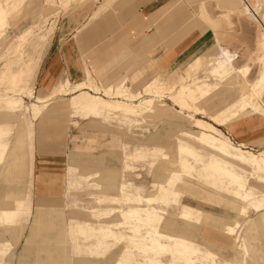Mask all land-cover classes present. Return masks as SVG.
<instances>
[{
  "label": "rangeland",
  "instance_id": "374dc122",
  "mask_svg": "<svg viewBox=\"0 0 264 264\" xmlns=\"http://www.w3.org/2000/svg\"><path fill=\"white\" fill-rule=\"evenodd\" d=\"M108 1H110L108 7L102 8L100 12L92 15L97 7ZM179 1L177 10L169 17H164L155 29L160 37L182 24L191 13L192 5L195 6L187 0ZM229 1L231 0H217L216 3L215 0L204 1L207 11L205 8L204 10L207 16L219 20V24H222L221 27L206 30L211 32V45L199 50L181 65H172L169 68H165V65L163 69L156 70L161 75L160 82L175 73L184 79L182 86L185 88L179 94L172 92L159 98L166 107L155 113L158 117L153 116L154 112L152 111L147 115V122L129 116L122 117L121 111H133V108L129 106H125L119 112L109 108L108 114L103 116L99 114L100 117L96 118L92 113H80L78 111L73 113L68 99L76 94H70L64 96L63 101L60 100L61 97H54L50 101L49 109L62 107L61 114L55 118V122H46L39 129L38 121L32 119L31 105L37 98L54 95V92L64 84V80L70 82L67 78L60 79L49 89L42 88L43 86L38 82L41 61L48 52L54 35L56 36L55 42L63 40L67 42L63 48L68 49L69 52V45L71 44L69 38L72 29L75 30L79 27L78 32L75 30V41L77 37L82 40L81 38L88 33L92 35L88 39L92 48L103 47L105 40L102 38L121 25L119 16L123 9L128 6L129 0H91L90 3H84L80 0H70L67 3H64L63 0H0V93H3L9 86H15L21 90L15 98L21 99L22 103L15 108V111H10L11 107L0 104V109L4 111L0 110V155H3L0 161V169L1 165L2 169H8L9 162L12 161L10 157L16 158V163L13 162V168L8 171L9 173H6L5 179L12 177L16 185L15 190L19 192L16 193V198L8 201L7 204L18 209V201L24 200L25 203L20 211L7 221L9 224H0V243L3 245L0 246V264H24L22 260L18 259V256L22 250V241L27 233L33 212V203L39 199L64 204L65 220L68 226L67 242L71 254L70 263L85 264L83 259L86 256L87 243H83L82 238L75 232V227L79 224L91 223L86 212L98 206L89 195L96 193L95 185L78 178L76 172L77 169L88 166L89 163L86 159L90 157L102 158L106 168H120L122 164H130L136 168L143 167L145 172L140 171L142 179L136 180L132 174L124 176V181L137 182L138 185L143 186L142 190L139 191L143 196L147 195L149 189H154V176H161L159 178L161 182L167 179L163 173L165 168L184 172L185 175H188L186 170L171 162L174 159L179 157L188 159L196 172L193 174L195 178H197L195 175L198 172L208 166L210 167L209 162L213 159L207 142L215 144L217 142L210 136H203L202 133L226 138L231 144L229 150L233 153H238L241 150L248 153L243 155L246 158L250 157L249 154H251L258 160L264 159V143H262L263 145L257 143L258 146L245 145L236 142L228 133L229 129L245 124L247 118L253 117L248 108V90L258 83L264 66V52L259 46L257 25L244 15V6L239 0H234L239 12L224 16L225 8L222 5ZM254 1L249 0L251 3ZM262 12L264 13V2ZM210 32L206 34V37H210ZM214 39L219 41L226 57L230 58L233 67L238 69L239 73L228 72L224 75L214 71L213 62L205 57L212 47ZM196 56L200 58V68H188L181 72V69ZM154 57L152 55L145 57L140 61L142 64L144 63L142 66H137L139 60L135 61L134 66L137 67L133 69L138 71L144 66H152L154 62L151 61L156 60ZM129 63L131 64V62ZM128 68L127 64V67L123 69L125 73L122 76L111 79L101 75L99 81L103 84L117 82L130 74L132 69L128 70ZM95 73L97 75L102 74L96 71ZM140 79L141 82L144 81L143 78ZM74 83L76 82H70V84ZM31 88L32 94H29ZM246 92H248L246 97H243ZM255 92L257 95L251 96V99L260 111H264V84L256 88ZM146 94L147 96L140 99L136 104L141 103L143 105L145 100L153 99L156 96L153 93ZM169 97H173V99ZM244 99H247L246 102ZM104 100L111 101L114 99L105 97ZM199 107L203 108L204 115L197 114L195 109ZM231 113L235 117H231L232 115L231 118L224 117V115ZM85 114L87 115L85 116ZM71 115L72 118L69 117ZM152 116L153 118H151ZM255 117L264 118L262 116ZM70 121H74L75 124ZM253 121H258L257 123L264 125V119ZM202 122L209 123L216 131L205 132L201 125ZM72 136L76 138V141H69ZM179 139L184 140L185 144L189 142L190 146H193L192 152L176 151L175 147L178 146ZM46 145H54L49 150L61 149L65 156L64 187L59 193L33 190V155L35 151L44 152ZM156 146H161L160 149L162 150L157 151ZM108 148L115 149L113 151L123 149L124 154L114 153L115 158H112L114 156L106 155ZM80 151L82 152L78 153ZM83 153L88 155L85 156ZM79 155L81 157H78ZM162 161L163 163H161ZM214 171L225 172L215 167ZM235 171L241 176L237 179L247 187V191L251 190L252 193H256L257 190L264 193V173L254 172L247 168L242 171L236 168ZM211 172L209 171L207 175L199 178L207 179L205 177L209 176L212 182L218 186L219 180L213 177ZM230 173L225 172L224 174L230 176L232 175ZM7 185L0 179V197L6 194ZM223 185L226 184L223 183ZM232 190H235V186H232ZM109 192L112 195L115 194L113 191ZM198 193L201 194L202 192ZM169 197L170 200H176L178 203L165 210L167 217L174 223L173 229H186V233L194 237L202 253H211L214 256L213 260L216 264H230L236 255V247L241 242L230 237L232 241L228 243L220 234L213 232L210 228L206 230L199 225L185 228L180 216L176 218L181 212L180 206L182 204L192 205L193 208L204 213L210 208V214L213 216L225 217L232 222L238 220L241 225L238 235L241 237L240 239L246 240L249 264H264V231L248 234L247 219H237L238 217L232 211L224 215L215 206L187 198L181 194H175L172 191ZM101 206L104 207L101 209L111 207L109 205ZM154 208L160 210L159 205L154 206ZM159 215L165 217L163 214ZM256 215L253 211H249L248 218H253ZM116 216L118 217V214L114 215V217ZM93 226L95 227V224ZM129 235L123 234V236ZM250 236L251 239H249ZM113 259L114 255L104 263L112 264ZM161 261L163 264H170L168 258Z\"/></svg>",
  "mask_w": 264,
  "mask_h": 264
},
{
  "label": "crops",
  "instance_id": "0c3cea01",
  "mask_svg": "<svg viewBox=\"0 0 264 264\" xmlns=\"http://www.w3.org/2000/svg\"><path fill=\"white\" fill-rule=\"evenodd\" d=\"M63 1L64 3H67L70 0ZM80 1L90 3L91 0ZM187 1L190 4L195 5H192L191 13L176 29L166 32L162 37L155 32V29L163 21L164 17H169L177 10V5L180 2L179 0H129L128 6L123 9L122 14L119 16L121 25L111 33L105 34L102 38V40H105V46L103 47L99 46L95 49L92 48V46H90L92 44L88 40L92 35L88 33L81 38L82 40L77 37L76 43L75 33L78 32L79 27L75 29L76 32L72 29L69 38V41H71L69 52L68 49L63 48L67 42L64 40L60 42L57 41L58 43L55 42L54 38L56 36L54 35L51 41L52 44L41 61L42 63L38 71V82L43 86L42 88L46 89H49L57 83L58 80L64 78H67L70 82H76L70 84V82L64 80V84L58 88L59 92L55 94V97H61L60 100L62 101L64 96L76 94L68 99L73 113L75 111L80 113H92L94 118H96L100 117L99 114L102 116L108 114L109 108L116 109L119 112L125 106H129L133 108V111H121L120 115L122 117L125 118L126 116H129L147 122L146 118H148V116L145 108L147 101H152L154 106L153 116L158 117L155 113L166 107L164 102L159 99L162 96L156 95L153 99L150 98L145 100L143 105L141 103L136 104V102L147 96V94L144 93L143 88L145 85V79L142 76V70L144 68L138 71H135L137 69L133 68L138 65L142 66L144 63L142 64L140 61L145 57L152 55V57L155 56L154 58L156 60L151 61L152 63L154 62L152 66L146 67L153 70L154 75H160L159 72L156 71L157 69H163L165 65V68L177 64L181 65L190 57L194 56L199 50H203L211 45V32L206 30L208 28L222 26V24H219V20L211 19L207 16V13L205 12L206 8L204 6L205 0ZM216 1L217 0H215V3ZM239 1L243 4L242 0ZM109 5L110 1L102 3L100 7L96 8V11L92 15L97 14L102 8H106ZM223 6L225 8L223 11L224 16H228L230 13L239 12V10L236 9L237 5L234 0H231L228 3H223L222 7ZM208 32H210V37H206ZM217 41V39H214L212 47L205 56L206 58L219 51V44ZM198 58L199 56H196L193 60ZM137 60H139V62L137 63V66H134V63ZM129 62H131V64ZM127 64L129 67L128 70L132 69V71L130 74L119 79V81L108 82L106 84L99 81L101 75L103 77L107 76V78L110 77L111 79L116 76L124 75L125 71L123 69L127 67ZM85 65H87L86 67L90 77L96 81V91L91 89L88 85V81L85 79ZM185 66L181 69V72L185 69ZM95 71L102 74L97 75ZM138 72L139 74H137ZM174 75L175 73H172L166 78ZM140 78H143L144 81L141 82ZM81 84L83 86L79 87ZM184 89L185 88L182 85L176 86L172 91L166 92L165 94L168 95L172 92L179 94ZM105 97L114 100L107 101L104 100ZM169 98L173 99V97ZM52 99L54 98H52L51 95H48L42 98H37L36 101H34L35 103L39 100L41 103L45 102L48 104V110L45 111V114L43 112V114L35 119L39 123V129L43 127L46 122H55V118L59 117L56 115L50 120L48 115L49 112L56 111V107L49 109V105L51 104L50 101ZM65 100L67 99L65 98ZM17 102L19 105L22 104L21 99L19 98H17ZM195 110L198 115H204L202 107ZM200 110L201 112H199ZM61 111L62 107H59L60 114ZM86 115L87 114H85V116ZM85 116L82 117L85 118ZM153 116L151 118H153ZM69 117L72 118L73 116L71 115ZM231 117H235V115H232ZM255 119L264 118H247L245 124H240L229 129L228 133L236 142L245 145L255 146L257 143H264V125L263 123H257L258 121H253ZM70 122L75 124L74 121ZM201 125L205 132L210 130L216 131L207 122H202ZM26 133L28 132L26 131ZM202 135L206 137L210 136L217 142V144L207 142L211 149L213 159L209 162L210 167L218 168L220 171L224 170L227 173L231 172L230 174H232L227 176L224 174L225 172H219L224 179L222 185L225 183V179L232 178L238 181L237 178L240 175L237 174L235 170L236 168L240 171L245 169L243 165H247L248 163L242 160L241 157L246 158L243 155L248 153L242 152L241 150L238 153L231 152L229 150L231 144L226 138L214 137L210 135V133H202ZM75 139L76 138H73L72 136L69 141H76ZM53 146L54 145H46L44 152L39 153L38 151H35L33 155V190L59 193L64 187L65 156L61 149L55 148L54 150H49V148H53ZM160 147L161 146H156V150L161 151L162 149H160ZM192 147L193 146H190L189 142L185 144L184 140L179 139V144L175 149L176 151L183 150L184 152H192ZM113 150L115 149L108 148L106 155L112 157L114 156V153H118L119 155L124 154L122 151L123 149L117 151ZM81 152L82 151L78 153ZM249 155L250 157H254L251 154ZM78 157L81 156L79 155ZM248 157L246 159H248ZM2 158L3 155L1 154L0 161ZM112 158H115V156ZM86 161L89 163L87 164L88 166L86 168L81 167L77 169L76 176L95 185L96 193L89 195L98 207L86 212L89 215L88 219L91 223H85L83 225L79 224L75 227L77 235L82 238L83 243H87L86 256L83 259L85 264H105L104 262L108 261L113 255L114 259L112 264H118L122 254L126 251L127 241L132 239L148 243L153 228L162 235L168 237L176 236L186 240L188 243L190 242V248L188 249L189 260L202 259L205 260V263L216 264L215 260H213L214 256H212L211 253H202L196 244L194 237L187 234L186 229H173L175 227L174 223L169 217H167L165 211L166 209L171 208L172 205L178 204L176 203V200H170L169 195L171 194V191L193 200H202L201 197L195 196L193 192L177 191L179 186L178 183H174V181L169 179L170 172H173L180 178L189 180V183L196 187L205 186L202 179L199 178V172L197 173L198 175H195L197 178L194 177L193 174L196 172L188 159L179 157L171 161L186 170L188 175H185L184 172H177L170 168H165L163 173L166 175L167 179L161 182V180H159L161 176H154V189H149L146 196L141 195L139 192L142 190L143 186L138 185L137 182L124 181V176L127 174H132L136 180L142 179L140 171L145 172L143 167L136 168V166L130 164H122L120 168H106L102 158L94 156L86 159ZM161 163H163V161ZM10 170L11 169L7 168L2 169L1 165L0 179L4 181L5 184H8L5 188V190L7 189L6 194H3L0 197V224L3 225L9 224L7 221L13 218L14 215L17 214L16 212H19L20 208L25 204L24 200L18 201V209L12 208L7 204L8 201L16 198V193L19 192L15 190L16 185L14 184L12 177L5 179V176L7 175L6 173H9L8 171ZM254 170V172H264V159L258 160V158H256ZM212 184L215 188L220 187V181L218 186H216L215 182H212ZM158 185L161 187L159 188ZM242 185L244 189L247 190V187L244 184ZM206 188L207 186L205 189ZM223 188L225 190L226 186L223 185ZM214 190L215 189L212 191ZM109 191H113L115 194L112 195ZM154 193H157L159 197L166 199L168 204L164 205L161 202L151 201V197ZM219 194L221 195V198L226 201H229L231 198L240 199L244 196L241 190L233 191V194L230 190ZM254 196L256 198L264 197V193L256 190ZM33 204V212L27 228V233L22 241L23 247L19 253L18 259L22 260L24 264H72L70 263L71 254L69 243L67 242L68 226L65 220L64 204L62 202L51 200L44 201L40 199L34 201ZM128 204L130 205L126 207ZM141 204L144 205L142 206ZM101 205H109L111 207H108V209H101L104 208ZM157 205H159L160 210L154 208V206ZM212 206H215L221 211L217 204L214 203ZM180 207L181 212L176 218L180 216L182 219V225L185 228L199 225V227H204L206 230L210 228L213 232L215 231L217 234H220L228 243L232 241L230 237L241 242V244L236 247V255L233 257L230 264H235L234 261L236 258H248V250L245 252L246 240L244 238L240 239L241 237L238 235V230L241 228L240 223L233 225L232 221L226 220L217 226L212 220H209L208 224L203 216H200L199 212L193 208L192 205L186 206V204H182ZM244 207L246 208L245 214L239 216L238 219L243 218L248 220V234H255L257 231L263 232V228L261 227L264 222V209L255 210L253 207H247L245 203ZM209 209L206 210L207 213H211ZM249 211H253L257 215L253 218H248ZM115 214H118V217H114ZM159 214H163L165 217H161ZM93 224H95V227ZM125 233L130 235L123 236ZM249 239H251V236ZM0 246L3 245L0 243ZM196 248L200 252L196 253ZM202 254H208L210 258L205 259ZM167 258L168 261H170L169 256H165L164 258H161V260H167ZM134 260L138 262V264H149L150 262L163 264V262H154L150 255L148 257L136 256ZM241 264H243V261H241Z\"/></svg>",
  "mask_w": 264,
  "mask_h": 264
},
{
  "label": "bare ground",
  "instance_id": "6f19581e",
  "mask_svg": "<svg viewBox=\"0 0 264 264\" xmlns=\"http://www.w3.org/2000/svg\"><path fill=\"white\" fill-rule=\"evenodd\" d=\"M264 0H255L253 3L249 2V0H242L243 6H244V15L247 16L251 21H253L258 28V42L260 49L264 52V13L262 12V6H263ZM1 21V18H0ZM219 44V41H217ZM19 47V46H18ZM22 47V46H21ZM17 49V48H16ZM209 61H212L214 64V71L221 72L222 74L225 75V73H239L240 71L238 69H235L232 65V62L230 58L226 57V54L224 50L221 48L219 44V51L215 53L214 55L207 57ZM200 58L193 60L189 64L185 66V69H190V68H200ZM201 66V65H200ZM187 67V68H186ZM192 72V71H191ZM195 72V71H193ZM187 74V73H186ZM84 75L85 79L88 81V85L91 87L92 90L96 91V81H94L87 70V67L85 65L84 67ZM142 76L146 80L145 85L143 86L144 88V93H153L154 95L158 96H163L165 95L166 92L172 91L176 86L182 85V82L184 79L181 76H178L175 74L174 76L166 78L163 82H160L161 76L160 75H154V71L151 70L148 67H144L142 70ZM264 84V66L263 69L261 70V75H260V80L258 83H256L255 86L251 87L249 91V105L248 108L250 109V115L253 117L255 116H262L264 117V111H260L257 106H255L254 101L251 99V96H256V88H259L261 85ZM83 86L82 84L79 85V87ZM55 91V90H54ZM21 90L15 86H9L4 90L3 93H0V104L1 105H7L10 111L14 110L15 108L18 107L19 103L17 102V98L15 96L19 94ZM59 90L57 89L55 94L58 93ZM32 93V88L29 90V94ZM248 92H246L243 97H246ZM54 95H51L52 98L55 97ZM137 97V95H136ZM247 100V99H246ZM244 99V101L246 102ZM48 104L41 103L39 100L35 102L34 104L31 105L33 113H32V119L35 120L38 118L41 114H45V111L48 110ZM2 112H4L2 109H0ZM147 115L150 114V112L154 110L153 102L152 101H147L146 108H145ZM59 107H56V111H51L48 113L50 120L53 119L54 116L59 115ZM233 113L224 116L225 118L230 117ZM156 149V147H155ZM12 161L9 162V167L8 169H12L13 165L16 163V158L15 157H10ZM242 160L246 161L248 164L243 165L245 168L248 170L250 169L251 171L254 170V166L256 165V158L254 157H248V159L241 157ZM14 162V164H13ZM18 165V164H17ZM212 167L204 168L202 171L199 172L200 177H203L208 174V172L212 171L211 174L213 177L218 179L220 181V187L215 188L212 184V179L207 176L205 178L207 179H202L203 183L205 186L202 187H196L195 185L189 183V180H185L180 178L177 174L170 172V177L169 179L174 181V183H178V189L177 191H189L193 192L195 196L201 197L202 202H204L207 205H213L214 203L217 204V206L220 207L221 212L223 214H227L229 212H234L236 217L242 216L245 214L246 208L244 207V203L247 205V207H253L255 210H262L264 209V197L256 198L254 196V193H252L250 190L247 191L244 189L243 185L232 178L225 179V186L226 189L224 190L222 182L223 178L221 173L218 171H214V168L211 169ZM257 172V171H256ZM259 173H264L259 172ZM232 183V185H231ZM207 188L205 189V187ZM232 186H235V190H232ZM160 188L161 186L158 185ZM215 189L214 191H212ZM230 190L233 194V191H238L241 190L243 193V197L240 199H234L231 198L229 201H226L221 198V195L219 193L225 192ZM198 192H202L201 194ZM219 192V193H218ZM151 201L153 202H161L164 205L168 204V201L164 198H161L158 196L157 193H154L153 196L151 197ZM198 211V210H197ZM199 212L200 216H203L204 220L209 224V220H212L213 223L217 226L222 224L225 219V217H216L213 216L210 213H204V212ZM238 219V218H237ZM230 221V220H227ZM239 222L233 221V225H237ZM264 231V222L262 223V227ZM151 237L149 238V242L145 243L142 241H135L132 239H129L127 241V248L126 251L122 254L121 259L119 260L118 264H138L134 260L136 256L138 257H148L149 255L153 259L154 262H162L161 258H164L165 256L170 257V264H206L205 260H189V255H188V249L190 248V242L188 243L186 240L176 237V236H165L160 234L155 228L152 229L151 231ZM262 232V231H261ZM247 251V247L245 249V252ZM196 253L200 252L197 248L195 250ZM202 256L207 259L210 258L208 254H202ZM254 259V256H253ZM210 261V260H208ZM241 261H243V264H249V259L247 258H236L234 263L235 264H241ZM258 262V261H257ZM149 264H160V263H152L150 262Z\"/></svg>",
  "mask_w": 264,
  "mask_h": 264
}]
</instances>
